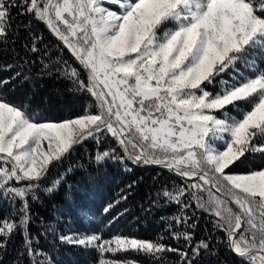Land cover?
<instances>
[{
	"label": "snow or ice",
	"instance_id": "1",
	"mask_svg": "<svg viewBox=\"0 0 264 264\" xmlns=\"http://www.w3.org/2000/svg\"><path fill=\"white\" fill-rule=\"evenodd\" d=\"M24 16L44 23L71 53L78 66L63 62L61 71L95 104L74 118L41 122L0 95V194L20 203L0 217V248L27 232L28 198H36L50 166L77 145L110 136L124 155L103 150L97 164L118 159L162 166L190 182L162 191L169 203L182 205L168 224L171 238L185 247L122 235L61 236L62 242L95 246L101 254H143L154 264L174 253L176 264H196L210 244L195 239L189 205L181 199L187 194L216 217L214 227L242 264H264V169L232 171L248 153H264V0H0V43L22 27L16 21ZM241 63L249 75L224 78ZM8 83L0 79V92ZM242 105L249 107L241 111ZM23 244L28 256L43 255L30 236Z\"/></svg>",
	"mask_w": 264,
	"mask_h": 264
},
{
	"label": "trees",
	"instance_id": "2",
	"mask_svg": "<svg viewBox=\"0 0 264 264\" xmlns=\"http://www.w3.org/2000/svg\"><path fill=\"white\" fill-rule=\"evenodd\" d=\"M16 23L22 27L13 31L7 43H0V79L9 81L0 95L23 106L41 122H60L93 109L95 98L78 89L61 71L63 62L74 67L78 66L77 62L43 23L28 16L18 18ZM33 35L42 39L33 41ZM33 43L37 46L35 53L31 51ZM249 74L241 63L224 78L240 79ZM209 90L213 91V86L209 85ZM248 107L242 105L241 111ZM230 114L239 118L236 110ZM112 149L116 150V157L124 155L110 136L101 144L89 140L77 145L62 162L50 166L47 177L34 192L36 198L32 199V194L28 198L27 232L14 235L0 248V264H32L36 259H43L47 264H99L101 259L154 264L143 254H101L95 246L62 242L61 236L97 235L103 240L121 235L150 240L162 238L169 246L185 247L182 240L171 238L168 224L170 217L181 214L182 205L175 201L169 203L162 191H172L190 182L167 170L137 165L130 160L109 159L106 163H96L94 157L98 152ZM259 169H264V153L250 152L232 171L247 174ZM50 187L52 191H48ZM181 199L189 205L185 213L195 225L191 229L195 239H204L210 244V249L201 252L196 264H242L240 258L229 252L225 233L214 227L216 217L199 208L187 194ZM109 205L113 207L105 212ZM19 207L20 203L13 197L0 194V217H9ZM176 230L184 231L185 226ZM25 235L30 236L32 246L43 254L41 257L27 255L23 244ZM177 260L176 254L166 253L162 264H176Z\"/></svg>",
	"mask_w": 264,
	"mask_h": 264
},
{
	"label": "water",
	"instance_id": "3",
	"mask_svg": "<svg viewBox=\"0 0 264 264\" xmlns=\"http://www.w3.org/2000/svg\"><path fill=\"white\" fill-rule=\"evenodd\" d=\"M43 25L45 26V24L43 23ZM45 28L47 29V31L50 33V35L59 43V44H61L57 39H56V37L50 32V30L45 26ZM62 45V44H61ZM64 48V47H63ZM70 55H71V53L66 49V48H64ZM72 56V55H71ZM146 167H149V168H160V169H164V170H167V169H165V168H163L162 166H155V165H151V164H149V165H145ZM168 171V170H167ZM171 173H173V172H171ZM174 174V173H173ZM184 181H187V182H189L187 179H184ZM219 195V194H218ZM234 209H235V206L234 205H231ZM229 250V249H228ZM229 252L233 255V256H235V257H237V258H239L237 255H235L232 251H230L229 250Z\"/></svg>",
	"mask_w": 264,
	"mask_h": 264
}]
</instances>
